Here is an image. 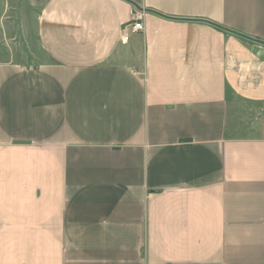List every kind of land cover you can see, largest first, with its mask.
Wrapping results in <instances>:
<instances>
[{"label": "crops", "instance_id": "obj_1", "mask_svg": "<svg viewBox=\"0 0 264 264\" xmlns=\"http://www.w3.org/2000/svg\"><path fill=\"white\" fill-rule=\"evenodd\" d=\"M0 3V264H264V0Z\"/></svg>", "mask_w": 264, "mask_h": 264}, {"label": "rangeland", "instance_id": "obj_2", "mask_svg": "<svg viewBox=\"0 0 264 264\" xmlns=\"http://www.w3.org/2000/svg\"><path fill=\"white\" fill-rule=\"evenodd\" d=\"M3 11L4 10V7H3V5L0 3V11ZM4 12L6 13V15H8V16H10L9 15V12L8 11H6V10H4ZM30 16V15H29ZM10 19H12V18H10ZM11 20H6V22H10ZM4 22V21H3ZM3 24V23H2ZM22 24L25 26V28L27 27V28H31V30H29L28 29V32L29 33H32L33 31V21L30 19H28V20H23L22 21ZM5 26V25H4ZM1 29H2V27H1V25H0V32H1ZM32 31V32H31ZM31 36L30 35H28L27 37H24V39H22V43L20 44L19 43V41L18 40H16V39H9L8 37H7V42H8V44L11 46V48H13L14 50H16L17 52H15V51H13L12 53H13V55H14V58H15V56L16 57H18V56H20V55H23L24 56V58H27V57H31L32 56V53H30L28 50H27V47L28 46H30L29 44H33L34 43V41H32L31 40V38H30ZM1 39L2 40H4L1 36H0V41H1ZM33 47V46H32ZM6 54H9V53H6Z\"/></svg>", "mask_w": 264, "mask_h": 264}, {"label": "built area", "instance_id": "obj_3", "mask_svg": "<svg viewBox=\"0 0 264 264\" xmlns=\"http://www.w3.org/2000/svg\"><path fill=\"white\" fill-rule=\"evenodd\" d=\"M142 29H144V24L141 20V16H139L138 13H134L132 15V23L130 30L134 32V31H140Z\"/></svg>", "mask_w": 264, "mask_h": 264}]
</instances>
